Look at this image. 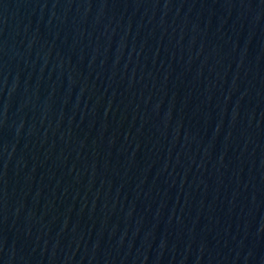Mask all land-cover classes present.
<instances>
[{
	"label": "water",
	"instance_id": "1",
	"mask_svg": "<svg viewBox=\"0 0 264 264\" xmlns=\"http://www.w3.org/2000/svg\"><path fill=\"white\" fill-rule=\"evenodd\" d=\"M0 264H264V0H0Z\"/></svg>",
	"mask_w": 264,
	"mask_h": 264
}]
</instances>
